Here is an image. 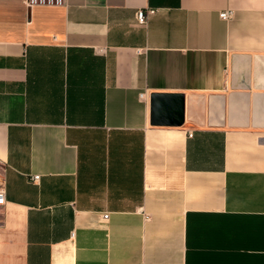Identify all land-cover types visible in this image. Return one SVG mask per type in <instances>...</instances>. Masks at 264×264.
<instances>
[{"label": "crops", "instance_id": "0c3cea01", "mask_svg": "<svg viewBox=\"0 0 264 264\" xmlns=\"http://www.w3.org/2000/svg\"><path fill=\"white\" fill-rule=\"evenodd\" d=\"M0 159V264H264V0H0Z\"/></svg>", "mask_w": 264, "mask_h": 264}, {"label": "built area", "instance_id": "2783aa9c", "mask_svg": "<svg viewBox=\"0 0 264 264\" xmlns=\"http://www.w3.org/2000/svg\"><path fill=\"white\" fill-rule=\"evenodd\" d=\"M62 0H27L28 5L32 6L34 4H52V3H57L60 2ZM155 13V9L153 8H149V9H139L136 12V20L138 23L140 24H146L148 22L149 16ZM231 12L230 11H226V12H222L221 17H223L224 19H229L231 17ZM192 131H189V135H192ZM6 163L4 161H2L0 159V206L4 205L6 202V177H5V173L4 170L6 168ZM34 181L38 180L40 178V175L35 174L32 175L31 177ZM103 218L105 220L109 219V213H104Z\"/></svg>", "mask_w": 264, "mask_h": 264}]
</instances>
